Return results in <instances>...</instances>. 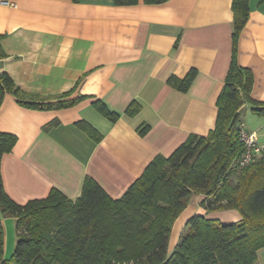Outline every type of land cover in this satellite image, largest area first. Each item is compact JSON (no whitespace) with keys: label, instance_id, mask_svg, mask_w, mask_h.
<instances>
[{"label":"crops","instance_id":"crops-1","mask_svg":"<svg viewBox=\"0 0 264 264\" xmlns=\"http://www.w3.org/2000/svg\"><path fill=\"white\" fill-rule=\"evenodd\" d=\"M232 1L116 6L113 0H0V73L20 91L18 99L6 93L0 106V133L17 139L1 161L6 194L23 205L55 189L74 202L91 179L116 200L156 156L169 157L189 136H206L231 61ZM248 8L236 62L253 74L251 99L264 103V0H249ZM188 77L184 91L168 83ZM95 101L117 120L100 114ZM131 104L139 109L129 116ZM240 120L264 145V118L243 104ZM79 122L100 141L83 133ZM193 196L172 226L168 254L193 215L222 224L241 220L234 210L206 213L199 206L204 197ZM7 221L4 258L17 241L15 230L9 242ZM256 256V264H264V247Z\"/></svg>","mask_w":264,"mask_h":264},{"label":"trees","instance_id":"trees-1","mask_svg":"<svg viewBox=\"0 0 264 264\" xmlns=\"http://www.w3.org/2000/svg\"><path fill=\"white\" fill-rule=\"evenodd\" d=\"M164 1L142 0L145 5ZM248 2L232 1V55L216 101L214 128L206 136H189L169 157L156 156L121 198L111 199L86 179L74 202L52 189L45 198L16 203L4 191L1 161L17 139L0 133V264H256L257 251L264 247V153L242 169L234 164L243 151L238 134L240 108L248 104L253 114L264 118V103L250 97L253 74L236 62ZM113 3L133 6L138 0ZM4 57L0 36V60ZM189 78L168 83L184 91ZM19 92L11 78L0 73V106L6 93L18 99ZM93 106L109 121L117 120L100 101ZM138 109L131 104L126 113L131 116ZM77 127L100 141L101 135L87 123L79 122ZM146 130L139 129V135ZM193 195L204 197L199 206L206 213L234 210L241 220L222 224L193 215L168 254L172 226ZM4 219L15 221L17 241L10 262L4 258Z\"/></svg>","mask_w":264,"mask_h":264},{"label":"built area","instance_id":"built-area-1","mask_svg":"<svg viewBox=\"0 0 264 264\" xmlns=\"http://www.w3.org/2000/svg\"><path fill=\"white\" fill-rule=\"evenodd\" d=\"M238 134L240 142L243 145V151L235 160L234 164L242 169L262 157L264 153V145L258 142L255 133L246 129L243 122L239 125Z\"/></svg>","mask_w":264,"mask_h":264},{"label":"rangeland","instance_id":"rangeland-1","mask_svg":"<svg viewBox=\"0 0 264 264\" xmlns=\"http://www.w3.org/2000/svg\"><path fill=\"white\" fill-rule=\"evenodd\" d=\"M194 200H195V197L194 196H192L191 198H190V202H194ZM191 204V203H190ZM181 214V213H180ZM6 224H7V227H10V228H12V232H11V230H10V233H9V236H8V238H9V242H11V237H12V242H14V240L13 239H15V222H13V220L12 219H8V221L6 222ZM172 230V229H171ZM11 234H13L12 236H11ZM171 234V233H170ZM14 237V238H13ZM170 238V237H169ZM8 242V243H9ZM13 245H12V247H11V243L9 244V246L10 247H8V249H7V252H6V255H5V259L6 260H8V262H10L11 261V258H12V255H13V253H14V249H15V246H16V242L15 243H12ZM9 248H11V249H9Z\"/></svg>","mask_w":264,"mask_h":264}]
</instances>
